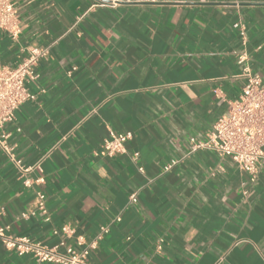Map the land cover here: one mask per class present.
Instances as JSON below:
<instances>
[{
  "label": "crops",
  "instance_id": "1",
  "mask_svg": "<svg viewBox=\"0 0 264 264\" xmlns=\"http://www.w3.org/2000/svg\"><path fill=\"white\" fill-rule=\"evenodd\" d=\"M101 1L17 0V37L0 29V64L48 50L27 85L35 98L5 126L24 165L41 161L44 181L24 187L0 150V227L52 245L67 224L88 242L119 217L90 263L264 264V159L250 183L229 157L189 152L241 93L236 53L264 82V0ZM109 131L132 134L113 157L102 150ZM35 190L49 222L22 216ZM0 264L53 263L0 244Z\"/></svg>",
  "mask_w": 264,
  "mask_h": 264
},
{
  "label": "built area",
  "instance_id": "2",
  "mask_svg": "<svg viewBox=\"0 0 264 264\" xmlns=\"http://www.w3.org/2000/svg\"><path fill=\"white\" fill-rule=\"evenodd\" d=\"M118 1L109 0L107 3L101 1L99 4L113 6ZM140 1L157 2L158 0ZM16 4L17 0H0V29L14 39L20 29ZM233 27L238 30L244 46L246 40L244 26L238 21L233 23ZM47 54V49L31 46L25 50V56L16 65L0 64V150L15 167L24 187L43 183L41 161L24 165L8 143L10 133L6 131L5 126L14 120L15 110L20 104L35 98L36 93L31 92L27 85L38 79L36 67ZM236 63L240 67L238 76L244 80L241 93L235 99L227 100L226 110L214 121L205 140L191 139L189 152L207 149L216 152L219 156L229 157L236 167L247 175L248 181L254 183L264 159V82L252 71L244 49L236 53ZM131 136L129 131L120 133L109 131L102 142V150L106 156L113 157L124 151V142ZM136 156L137 154H134V157ZM175 162L164 165L163 170L167 171ZM138 171L143 172V168L139 167ZM32 172H37L38 175L31 177ZM34 197V208L23 213L22 216L34 217L39 214L43 221L49 222L44 192L35 190ZM129 199L131 202L135 201V193L131 194ZM119 220L120 218L116 217L111 223ZM111 223L100 226L96 237L88 242L80 235L74 236V229L71 226L61 225L52 230V233L59 237L52 245L34 241L26 235L12 234L9 227L4 226L0 227V244L19 256H32L36 263L92 264L89 262L90 252L108 233ZM71 238L73 243L68 244L67 240ZM157 242V249H160L163 240L158 239Z\"/></svg>",
  "mask_w": 264,
  "mask_h": 264
}]
</instances>
